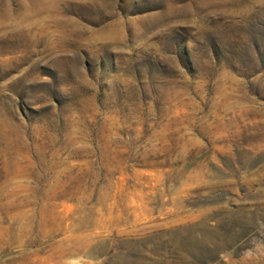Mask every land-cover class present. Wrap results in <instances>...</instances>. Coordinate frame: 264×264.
<instances>
[{"label": "rangeland", "instance_id": "374dc122", "mask_svg": "<svg viewBox=\"0 0 264 264\" xmlns=\"http://www.w3.org/2000/svg\"><path fill=\"white\" fill-rule=\"evenodd\" d=\"M0 264H264V0H0Z\"/></svg>", "mask_w": 264, "mask_h": 264}]
</instances>
